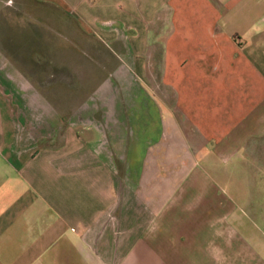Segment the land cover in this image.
Listing matches in <instances>:
<instances>
[{
  "label": "crops",
  "instance_id": "obj_1",
  "mask_svg": "<svg viewBox=\"0 0 264 264\" xmlns=\"http://www.w3.org/2000/svg\"><path fill=\"white\" fill-rule=\"evenodd\" d=\"M30 1L0 5V264H264V0ZM42 6L86 31L75 103L17 65Z\"/></svg>",
  "mask_w": 264,
  "mask_h": 264
},
{
  "label": "rangeland",
  "instance_id": "obj_2",
  "mask_svg": "<svg viewBox=\"0 0 264 264\" xmlns=\"http://www.w3.org/2000/svg\"><path fill=\"white\" fill-rule=\"evenodd\" d=\"M6 2H10V4ZM5 3L10 6L24 8L34 6L30 0H0V5ZM42 7H44L43 11H41L42 16L38 14L36 16L27 14V26H32L30 25L32 22L37 25V29L41 28V30H37V37L34 36V32L32 36L31 32H28L29 40H26V42L28 44L30 42H37L39 44L42 41L43 46L40 47V51L43 56L39 58L37 55L36 63H32L30 60L23 65L19 63L17 65L24 68L32 77L38 78V74H41L44 86H50L52 84L51 87L53 86L52 88L55 94L50 89L51 92L48 93L50 98L53 96L54 99H59L63 103H75L81 96L77 93L86 91V79L83 78L86 77V73H83V69L80 68L82 65V57L80 56L86 58V31L81 29L71 14L62 10L58 14H55L54 10H50L46 6ZM12 31V40H19V34H15L14 30ZM39 40L41 41L38 43ZM56 43L58 46H56ZM26 49L30 52L32 47L28 46ZM18 50L19 48L17 47L16 51ZM57 54L59 55L58 58L57 56L54 57ZM66 57L69 59L67 60L68 62L65 60ZM73 68L75 70L74 73H72ZM35 79L33 78L31 81L35 82ZM10 81L13 87L18 85L16 80L12 79Z\"/></svg>",
  "mask_w": 264,
  "mask_h": 264
}]
</instances>
